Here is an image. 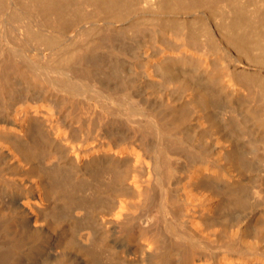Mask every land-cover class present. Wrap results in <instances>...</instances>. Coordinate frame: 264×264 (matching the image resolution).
Here are the masks:
<instances>
[{"label":"bare ground","instance_id":"6f19581e","mask_svg":"<svg viewBox=\"0 0 264 264\" xmlns=\"http://www.w3.org/2000/svg\"><path fill=\"white\" fill-rule=\"evenodd\" d=\"M142 3L0 0V264H264V92L205 10L167 23L262 7Z\"/></svg>","mask_w":264,"mask_h":264},{"label":"rangeland","instance_id":"374dc122","mask_svg":"<svg viewBox=\"0 0 264 264\" xmlns=\"http://www.w3.org/2000/svg\"><path fill=\"white\" fill-rule=\"evenodd\" d=\"M129 3H132L130 15L135 16L138 14V17L136 18V21L139 22H148V19L152 20V16L144 15L140 12L141 6H143V0H128ZM142 3V4H141ZM261 9L260 11V17L258 23H254V26L250 30H242L243 33H245V36H240L239 33L234 31L230 28H228L221 19V10L216 4H199L200 6L192 7V8H184L183 11L180 9H176L173 6H170L169 10L167 11H177L175 15L177 16V19L173 18L172 21H167L168 24L173 26H179V25H186L191 29V31L195 34L196 37H205V27L207 25L197 20V18L194 16V12L196 10L203 9L207 13L213 16V21L209 25L208 28L212 26V24H216V29L218 28L219 31L222 33V35L225 37V39L228 41V44L231 46V48L236 51L238 54L239 49L243 52V58L246 62V70H248L251 75L246 74V77L244 79H247L248 81H252L255 84L256 88H254L256 91L264 92V5L261 2V0H249V7L253 8L254 6H258ZM158 6H155L157 8ZM148 10V9H147ZM156 10H160L159 8ZM151 17V18H150ZM142 19V20H141ZM147 19V21H145ZM185 19V20H184ZM150 20V21H151ZM253 77V78H252ZM250 91L253 90L248 86Z\"/></svg>","mask_w":264,"mask_h":264}]
</instances>
